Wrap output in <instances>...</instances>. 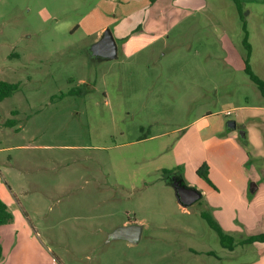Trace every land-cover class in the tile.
I'll return each mask as SVG.
<instances>
[{"label":"rangeland","instance_id":"rangeland-1","mask_svg":"<svg viewBox=\"0 0 264 264\" xmlns=\"http://www.w3.org/2000/svg\"><path fill=\"white\" fill-rule=\"evenodd\" d=\"M102 1L0 0V79L19 84L0 102V198L14 217L0 227V264H117L127 246L112 233L126 220L151 222L136 249L153 264L156 253H182L195 231L198 248L220 252L202 213L246 238L264 231L254 201L264 185V96L237 63L206 59L207 47L219 49L209 13L228 11L244 29L243 5L242 21L233 0H208V14L176 25L168 11L155 45L126 57L119 41L109 60L90 52ZM260 67L252 71L261 79ZM12 118L18 124L6 127ZM204 162L215 188L197 174ZM175 182L202 198L184 207ZM251 217L254 227L241 223ZM242 247V261L257 248ZM183 259L195 261L188 252Z\"/></svg>","mask_w":264,"mask_h":264},{"label":"crops","instance_id":"crops-1","mask_svg":"<svg viewBox=\"0 0 264 264\" xmlns=\"http://www.w3.org/2000/svg\"><path fill=\"white\" fill-rule=\"evenodd\" d=\"M102 2L106 6V10H102L106 11V13L105 15L102 14L104 17V19L100 20V31L102 33H100L101 35L96 42H98L105 31L109 29L116 40L118 48L117 57L114 59H117L120 54L119 41L123 42V54L129 57L155 45L161 37L167 35L164 24L168 22L166 16L168 11H173L171 15H177L173 24L176 25L186 16H194L203 12L205 9H207V11L209 9L208 0H103ZM240 2L244 7L243 9L247 11H245L247 39L251 47L250 66L253 70L254 63H264V0H240ZM206 13L208 14L209 11ZM211 15L214 19L212 18V23L207 24V30L212 34V39L214 38V41L217 42L216 47L219 49L211 46L207 47L208 53L206 59H210L209 61H211L223 57L226 58V63L229 65H235L237 63L242 70L246 71L247 50L243 43L246 33L242 25L240 29L232 26L229 22L230 18L228 11L226 13H209V16ZM237 15L238 20L242 21L238 8ZM215 17L218 18L219 21L218 19L216 20ZM216 21L219 23H216ZM196 29L197 27H194L193 31ZM212 45H214V43H212ZM257 70L264 73L263 67ZM261 80L264 81V76H262ZM245 133L246 139L247 132ZM262 176L264 177V171ZM254 193L256 205V207H254L263 210L264 185L259 184ZM250 207L251 206H249V208ZM216 219L223 232L233 239V247L221 243L220 252L209 250V248H198L200 235L195 231V233L192 234V237L193 235L195 236L193 238L195 242L191 245L187 244L185 249L179 250L182 253H178V251L174 252L173 250L175 249H171L167 253H156L155 256L157 257L155 260L158 261V264H199L198 258L200 255H210L216 262H221V264H264V242L253 243L257 248L254 250L252 249L250 253L249 249H247L248 251H245L246 258H243V261L239 256L244 250L242 246L248 244L245 243V241L252 236L264 234V231L257 234L252 233L251 236L246 238L242 236L243 233L240 231V227H232L231 222L230 224H224L225 222L222 221L220 217H216ZM258 221L259 217H251L241 220V223L252 228ZM150 223L151 222L145 220H126L115 228L112 237H115L117 242H122L120 244H125L127 246L126 251L121 252V250H118L115 254V261L117 264H153L152 262H147L143 253L136 249V246H139L138 244H140L144 232ZM134 225L141 226L142 228L139 239L114 236L120 229ZM164 227L165 226L159 225L161 229H164ZM174 238L177 240L176 235ZM240 247L241 252L237 253ZM183 252H188L190 256L195 258V261L192 259L189 262L187 259L184 260Z\"/></svg>","mask_w":264,"mask_h":264},{"label":"trees","instance_id":"trees-1","mask_svg":"<svg viewBox=\"0 0 264 264\" xmlns=\"http://www.w3.org/2000/svg\"><path fill=\"white\" fill-rule=\"evenodd\" d=\"M235 4L238 7V10L240 12L241 18L243 20L242 17V13L240 11L241 9V5L242 3L240 2V0H234ZM245 24H244V31L246 33L243 43L244 46L246 47L247 50V58H246V73L249 75L250 79L258 85V87L260 88L263 96H264V81H262L258 76H256L250 66V52H251V47L250 44L248 43V39H247V31L245 29ZM19 89V84L18 83H12V82H7L4 80L0 79V102L4 101L5 99L13 96ZM13 115H17L18 112L17 110H13L12 111ZM18 124L17 119L12 118V119H8L7 121H5L4 125L6 127H15ZM167 173H171V172H167ZM197 174L202 177L211 187L215 188L213 182L211 181L210 177H209V165L204 162L198 169ZM202 217L205 218L209 225L211 226V228H213L219 235V238L221 240V243L223 245H230L231 247H233V239L230 238L228 235H226L222 228L220 227V225H218L212 217H209V215L202 213ZM14 217L12 212L10 211L9 207L7 206V204L0 198V227L4 226L6 224H9L13 221ZM255 242H264V234L261 235H256V236H252L249 239H247L245 241V243H255ZM3 256V248H2V243H1V235H0V260Z\"/></svg>","mask_w":264,"mask_h":264},{"label":"water","instance_id":"water-1","mask_svg":"<svg viewBox=\"0 0 264 264\" xmlns=\"http://www.w3.org/2000/svg\"><path fill=\"white\" fill-rule=\"evenodd\" d=\"M117 51L118 48L116 40L114 39L113 34L109 29H107L102 38L98 42L94 43L90 48V52L93 56H99L101 58L109 60L117 57ZM228 127L230 130H235L237 128L236 122L230 121L228 123ZM240 135L242 138H245V131L242 130L240 132ZM178 183L176 184L175 182L173 186L176 189L179 202L184 207L192 206L202 198V194L198 190L186 186L183 182ZM141 230V226L134 225L120 229L114 236L125 238L133 237V239H139Z\"/></svg>","mask_w":264,"mask_h":264}]
</instances>
